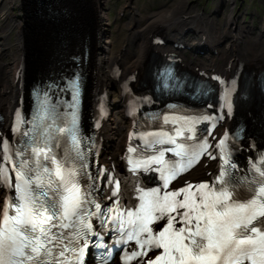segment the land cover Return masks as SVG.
Instances as JSON below:
<instances>
[{"label":"snow or ice","instance_id":"obj_1","mask_svg":"<svg viewBox=\"0 0 264 264\" xmlns=\"http://www.w3.org/2000/svg\"><path fill=\"white\" fill-rule=\"evenodd\" d=\"M72 83L74 88H78L75 80ZM72 95L75 97L76 92L73 91ZM71 107L75 124V104ZM224 143V140H220L217 147ZM32 151L37 158L43 155L44 159H49L50 149L47 147L33 148ZM201 155L227 163L224 156L217 157L204 147L193 155L192 160ZM51 160L56 165L55 176L60 183L47 181L54 196L44 201L29 188L30 181L24 178L27 173H17L15 199L11 205L14 211L10 212V206L5 203L0 218V264H50L53 248L57 247L61 257L71 251L75 255L76 264H88L87 257L91 249L93 261H96L97 245H90L89 241L104 236L105 214L102 208L107 205L95 201L93 191L81 190V185L74 179V171L65 175L56 158L53 156ZM192 160L188 163L191 164ZM135 167L144 168L146 164L137 161ZM43 171L48 172V169L44 168ZM177 171L165 169L160 173L159 179L164 188H170L169 191L163 196L154 195L147 200L141 196L137 212H128L129 217L135 216L129 221L134 225L133 231L124 229L123 222L119 220L109 225L107 238L111 239L113 234L121 238L119 245H112V260H119L126 237L133 248L140 246L137 264H244L246 260L250 264H264V220L260 219L264 218V182H261L258 189H253L250 199L242 201L234 197L235 182L225 179L223 164L213 183L204 181L185 183L179 187L170 185ZM34 178L39 188L43 178L40 175ZM105 179L111 181L112 177L105 174ZM230 184L233 185L231 190ZM119 188L117 181L114 188L110 186V197L105 195L104 199L118 197ZM90 189L101 191L95 184ZM158 191L152 189L153 193ZM88 206H94L95 212L89 211ZM112 210L109 208L110 212ZM88 216H95L99 220L100 230L87 222ZM74 217L81 219L75 237H66L59 231L66 228V224L53 223ZM104 259H107V255ZM112 260H108V264H112ZM56 264H60V261L57 260Z\"/></svg>","mask_w":264,"mask_h":264},{"label":"bare ground","instance_id":"obj_2","mask_svg":"<svg viewBox=\"0 0 264 264\" xmlns=\"http://www.w3.org/2000/svg\"><path fill=\"white\" fill-rule=\"evenodd\" d=\"M83 1L88 6L92 16L91 24L94 26V33L89 36V41L95 51L89 61V67H87L86 70L88 73V90L87 104H85V108L86 110L93 109L95 111L97 106L95 100L100 97L99 94L101 91L106 90L108 95H110L109 100L112 107V113L107 118L105 128L102 129L103 134L106 137L109 136L110 138H107L112 141V145L106 149V151H109L108 156H114V154L111 153L120 150L122 147V138L127 134L125 128H129L131 124V121L128 120L126 116V103L128 97L123 95L121 85L129 76H134L136 78L133 87L138 88L139 86L150 85V82L148 83L146 81V69H148L146 66L150 65L152 61H150L151 56L148 57L151 52H153L155 60L162 58L165 54L173 52L179 53L183 64H179L180 66L172 64L171 66H173V68L180 67L183 74H187L189 70L192 72L191 74H198L200 71H218L228 77H232L238 72V68H242L244 70L243 73L247 72L251 78L256 79V73L258 71H264V43H261L258 37L250 40L248 38V34L250 35L253 30V27L251 26L252 22L242 21V31L247 35H243L242 32L238 33V41L235 39V42L231 43L234 38V32L233 29H231V26L234 24L236 26L240 22L237 18L234 19V12H231L228 24H226L221 30L220 24L217 28L218 23L213 19L214 17L200 14L196 8L191 6L188 7L189 0L181 1L175 6L162 5L158 10L150 11L146 14H142L132 2H128L125 6L129 19V24L127 26L128 33L121 40L122 46L117 50L116 46L119 43L118 39L115 37L113 38V35L111 38H105L101 34L105 31V27L108 28V23H106L107 15H104V13L101 12L100 5L104 2V5L107 7L110 0ZM227 1L234 2V0ZM19 2V0H0V25L5 24L4 32H7L6 37L8 36V33L11 32L10 30L18 29L15 40L18 47L5 40V46L11 47L4 53L8 52L7 54L11 56V60L4 61L3 53H0V115L4 117V125H7L9 122V118L15 107L18 105L23 90L20 88V81H17L18 70H21V68L24 67V74L29 76L28 78H36L37 75L45 72L38 62L33 63L35 61L34 57H29L27 49L29 44L28 32L24 21L30 22L31 15L28 11L29 5L23 1L21 4L24 6L23 11V6H18ZM223 2L224 0L220 1V13L222 12V8H225V2ZM233 2L225 4H231L232 6ZM49 5H51V7L55 6L54 9L60 11L59 17L51 18V20H53L57 26L62 27V33H66L59 55L61 57L56 60L55 67H53V70L58 72L68 68V65L66 64L75 52V48L68 46L71 44L69 41L72 40L70 37L68 38V33L71 30H73V32H79L83 28L81 20L83 18H81L82 16L73 6L70 4H63L61 0H51ZM17 7L18 9H16ZM33 7L37 10L36 3L31 4L29 10L33 9ZM19 11L24 13V15L20 16L19 14H21V12L17 13ZM121 12L120 15H123L124 17V9ZM42 14L49 17L46 10H43ZM51 20L48 21V24H51ZM17 21L22 22L17 24ZM96 30L98 31V36ZM261 30H263L262 32L264 35V20L262 19L260 31ZM1 31L2 29H0V34ZM157 35H166L171 41L170 44L175 45L181 43L184 47L169 48L168 46H155L152 42ZM6 37L2 36L3 39ZM3 39L0 41V44H3ZM183 39H185L186 42H182ZM194 46L202 49L203 51L200 52L203 53L201 55H196L193 52V50L196 49ZM99 48H102L101 56ZM25 53H28V58ZM192 53L196 56L195 58L191 56ZM184 57L187 59L183 60ZM242 59H244V61ZM190 60H195L194 63H196V65H194V68H201H189L191 65ZM164 62L168 61L164 60L161 64ZM239 63L243 66L240 67ZM120 64L123 67L121 69L122 75L119 79H114L112 78L111 73L113 68L116 65L120 66ZM238 78L241 80L243 79L242 77ZM210 80H212V78ZM25 90L27 91V89ZM241 100L244 101H241L239 104L242 106L248 105L247 110L250 112L256 108L259 102H262L261 112L264 116V95L250 91L247 100L243 98ZM153 103L158 102L153 100ZM154 105L158 109H166L164 105ZM243 115L242 120L248 126V129H254L255 125L249 117V112L245 111ZM263 116L257 120V122L261 123V128L258 130V139L262 142H264ZM142 123L143 125L145 124L144 121ZM113 137H116V139L113 140ZM116 159V156L112 158L113 161ZM200 167L205 168L203 166ZM213 167L214 164H210L206 171L213 170Z\"/></svg>","mask_w":264,"mask_h":264},{"label":"rangeland","instance_id":"obj_3","mask_svg":"<svg viewBox=\"0 0 264 264\" xmlns=\"http://www.w3.org/2000/svg\"><path fill=\"white\" fill-rule=\"evenodd\" d=\"M19 1L21 3L19 2L18 6H23L21 5L23 0H19ZM28 1L32 2V0H28ZM181 1H186V0H110L107 4V7L104 5V2H102L100 5V10L101 12L104 13V15H107L106 23H108V28L105 27V31H103L101 34L105 38H111L112 35H113V38L114 37L117 38L119 43L116 47L118 50L122 46L121 40L128 33L127 26L129 24V19H128L126 7H125L128 4V2H132L134 6L138 8L142 14H146V13H149L150 11L158 10L162 5L163 6L164 5H168V6L174 5L175 6L177 3ZM220 1L221 0H189L188 7L191 6V7L196 8L200 14H206V15H210L211 17H214L213 19H215L218 23L217 28L219 27L218 25L220 24L221 30L223 27L226 26V24H228L229 17H230L229 15L231 14V12H234L233 13L234 19L237 18L238 20H240V22L236 26L235 24L231 26V29H233V32H234V38L232 39L231 43L235 42V39H237L236 41H238V36H237L238 33H241V32L243 33L242 31L243 24L241 23L242 21L252 22L251 26L253 27V30L250 33V35L248 34L249 40L258 37L260 42L264 43V35L262 32L263 30L260 31L261 19L264 20V0H234V2L224 0V2L227 4H229V2H233V5L232 6L231 4L227 5L223 2L225 5V8L224 9L222 8L221 13L219 12V9L221 7ZM62 2L63 4H70L71 6H73L80 13V15L82 16L81 18H83L81 19L83 28L79 32H73V30H71L68 33V38L70 37V39H72L69 41L71 44H69L68 46H71L73 48H76L78 46L81 47L86 41V36H90L91 34L94 33V26L91 24L92 16L90 14L89 8L84 3L83 0L82 1L81 0H62ZM30 6L31 5H29L28 10ZM16 9H18V7ZM123 9L125 11L124 17L120 15V12L123 11ZM31 10H35V8L33 7V9ZM23 11H24V6H23ZM20 12L21 11L17 13H20ZM212 14H214L215 16ZM19 15L22 16L24 15V13L21 12V14ZM30 15H31L30 22L24 21L26 23V30L28 32V40H29L27 49L29 52V57L35 58V61L33 63L38 62L40 66L43 67V69L45 70V72L42 73L44 75L46 73L53 71V67H55L56 60L61 57L59 55H60V51L62 47V42L64 41L63 35L61 34L62 27L57 26L56 23L54 22H51V24H48L44 21L43 22L39 21L34 17L33 14H30ZM21 22L22 21H17L16 23L19 24ZM4 25L3 24L0 25V29H2L1 34H0V41H2L3 39L2 36L6 37L7 35V32H4L5 31ZM10 31L11 32L8 33V36L3 39L4 41L3 44H0V53L1 52L3 53L4 61L11 60V56L7 54L8 52L4 53L11 47V46H5L6 42H9L10 44H13L18 47L15 41L18 29L16 30L12 29ZM260 33H261V36H260ZM96 34L98 36L97 30H96ZM244 34L245 33H243V35ZM99 36H100V32H99ZM101 49L99 48L100 56H101ZM25 54H26V57L28 58V53H25ZM191 56L193 58L196 57L193 53L191 54ZM198 60H201V59H198ZM242 60L244 61V59ZM112 139L115 140L116 137H113Z\"/></svg>","mask_w":264,"mask_h":264},{"label":"water","instance_id":"obj_4","mask_svg":"<svg viewBox=\"0 0 264 264\" xmlns=\"http://www.w3.org/2000/svg\"><path fill=\"white\" fill-rule=\"evenodd\" d=\"M23 1H25V3H27L28 5H31V4H35L38 0H32V2L31 1H28V0H23ZM44 1L45 0H41L40 2H42V5H44L45 3H44ZM47 4H49V3H46V5H44V6H42V7H37V10H28V11H32V14L33 15H35L34 17L37 19V20H39V21H44V22H48V20H51V18H53L52 17V15L51 14H48L49 15V17L47 16H44L43 14H42V12H43V10H46L49 6H47ZM37 5V4H36ZM30 13V12H29Z\"/></svg>","mask_w":264,"mask_h":264}]
</instances>
